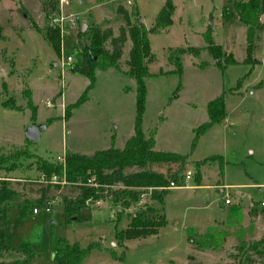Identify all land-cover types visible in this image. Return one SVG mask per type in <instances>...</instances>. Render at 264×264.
Segmentation results:
<instances>
[{"label":"rangeland","instance_id":"1","mask_svg":"<svg viewBox=\"0 0 264 264\" xmlns=\"http://www.w3.org/2000/svg\"><path fill=\"white\" fill-rule=\"evenodd\" d=\"M43 1L0 0V150L25 144L27 152L58 161L64 151L90 154L105 148L111 135L113 147L121 148L133 131L134 80L125 72L130 40L127 22L117 7L129 11L134 2L147 27L164 0H65L61 11L74 15L76 26L59 29V53L44 37L46 27L54 26L50 19L56 11L45 12ZM55 1L59 11V0ZM172 1L171 24L148 33L152 58L144 75L141 128L144 134L154 130V149L187 156L183 162L149 163L143 168L162 170L168 180L178 183H184L186 170L191 176L185 184H195L197 179L202 184L224 181L231 202L224 203L225 193L217 185L157 189L162 199L143 188L128 204L113 198L117 189L111 187L116 186L102 187L98 196L86 201L76 184L52 186L42 181L34 157L27 156L12 169L0 168V177L8 180L13 192L0 200V260L58 264L54 248L77 242L82 248L100 245L80 264H264V212L257 202L264 190V11L252 38L254 62L247 64L243 62L245 25L237 18L234 0ZM128 21L133 22L132 15ZM91 26L104 33L107 50L121 33L124 40L118 68H95L94 82L85 89L88 79L80 69L85 65ZM207 28L237 63L223 69L214 65L202 38ZM187 45L197 52L180 55L178 74L169 52ZM66 55L76 62L60 63ZM22 89L29 90L33 112ZM222 90L225 116L209 126L190 151L193 128L207 118L206 103ZM78 99L79 104L69 106ZM2 100L8 105H2ZM30 122L45 127L37 139L24 141L23 131ZM212 154L222 155V173L220 159L201 161ZM138 168L125 167L124 172ZM45 203L48 211L43 209ZM33 206L39 211L33 213ZM144 206L153 207L164 223L154 233L117 242L114 228L125 227L133 212ZM210 224L222 233L220 244L196 249L188 242L186 229L192 226L202 232ZM24 245L28 251L23 253ZM107 249L122 257L112 258Z\"/></svg>","mask_w":264,"mask_h":264},{"label":"trees","instance_id":"2","mask_svg":"<svg viewBox=\"0 0 264 264\" xmlns=\"http://www.w3.org/2000/svg\"><path fill=\"white\" fill-rule=\"evenodd\" d=\"M45 12L57 11V3L55 0H45L42 3ZM233 8L240 22L245 25L246 32V56L243 59L244 63L251 64L254 62L252 58V38L256 27L260 25V15L264 11V0H234ZM174 9L172 0H164L161 6L153 16V20L149 26H144L143 23L137 21V11L135 3L130 5L129 11H126L121 6L117 10L121 12L127 22V36L130 40V45L127 51L125 72L134 80V119L133 131L127 136L121 148L113 147V135L110 136L109 145L105 148L96 149L90 154L79 153L74 151H64L62 160L52 161L27 152L25 144L21 147L13 148L12 150H0V168L12 169L15 162L20 158L33 156L35 167L40 175L52 186H60L61 184H76L80 188V197L86 199L98 196L99 190L102 187H111L117 189L114 191V199L122 198L124 204H128L131 200H136L138 193L143 188H150L151 196L162 199L157 189L166 192L168 179L164 172L154 169L143 168L149 163H165L168 161L183 162L187 156L185 153H178L170 150H156L153 148L154 130H149L144 134L141 128L142 114L145 105L146 86L144 75L148 72V63L152 58L150 51L148 33H157L166 29L171 24V14ZM128 12V14H127ZM128 15L133 16V22L128 21ZM90 42L84 52L85 65L80 69L88 79L85 89L91 87L94 82V69H103L105 66L118 68V58L121 55V43L124 36L121 33L113 39V47L107 50L103 46L104 33L98 28L91 26L88 30ZM1 36V35H0ZM44 37L50 45L59 53L60 35L59 29L56 26H48L44 31ZM202 38L205 42V47L210 56L214 59V65L218 68H225L227 65L235 64L238 60L232 52L225 53L220 44L215 43L210 35L209 28L202 32ZM115 41V42H114ZM184 52L196 54L197 48L192 45L185 47L177 46L169 52L172 58L175 72L180 74L182 63L180 55ZM94 58L91 59V56ZM202 65V62L199 63ZM241 79V78H240ZM238 80V83L240 81ZM4 82H1L3 85ZM224 93L222 90L206 103L205 110L207 118L195 126L192 130L193 135L190 140L189 150L195 146L201 134L213 123L220 121L225 116ZM21 95L25 98V104L34 110L31 102V97L28 89H22ZM81 98V97H80ZM80 99L76 100L69 106H76ZM2 105H8L5 100H2ZM10 107L11 104L9 105ZM68 110L65 108L64 115L67 117ZM24 141H29L24 137ZM220 159L218 168L222 173L223 157L222 155H209L201 159L202 162L207 160ZM136 166L138 169L124 172L125 167ZM56 175L58 180L63 179L64 182L48 181L51 175ZM93 177L95 185L88 184L87 180ZM171 180V179H170ZM198 180V179H197ZM196 180V181H197ZM8 180L0 177V200L12 194V190L7 186ZM161 187V188H158ZM258 202V201H257ZM232 210L239 211V206H232ZM254 211L255 210H251ZM264 212V208H261ZM155 209L150 206H144L136 209L129 217L127 225L123 228H114V237L117 242L135 239V237L145 236L154 233L160 225L164 223V217L158 215ZM187 240L196 249H214L220 244L222 233L218 232L213 226H207L204 231L200 232L195 227L186 229ZM242 243L240 248H244ZM256 247V244H253ZM91 249H100L99 243L88 244L85 248L79 246L77 242L71 244H62L60 247H55L53 257L58 264H80L88 255ZM112 258L120 259L115 255L113 249H107ZM23 253L28 251L27 245L22 246ZM30 257V254L28 255ZM0 264H21L19 260L4 262L0 260Z\"/></svg>","mask_w":264,"mask_h":264},{"label":"built area","instance_id":"3","mask_svg":"<svg viewBox=\"0 0 264 264\" xmlns=\"http://www.w3.org/2000/svg\"><path fill=\"white\" fill-rule=\"evenodd\" d=\"M129 1V0H126V2ZM65 2V0H59V11L57 10L56 13L51 17L50 21H51V24L58 27V29H62L63 27H70V28H73L76 26V18L74 17V15L72 14H64L62 13L61 11V6H62V3ZM61 61L60 63L62 64H66V65H72L74 64L76 61H75V58L71 55H66V56H61ZM62 160V158H61ZM191 176V172L189 170H186L183 174V177H182V181L184 183H178L176 181H173L172 179L168 181V184L166 186H163V188H176V187H181V186H185V182L187 179H189ZM40 179L42 181H46L43 179V177L40 175ZM50 182H60V183H63L64 180L61 179V180H58V177L56 175H51L49 180ZM88 184H91V185H95L93 181V177L91 176L88 180H87ZM148 189H150L149 187H147ZM158 188H161V187H158ZM226 188V187H225ZM225 197H224V203H229L230 202V196L228 195V191H225ZM91 197H88L86 198L85 200L88 201ZM258 206H260L261 208H264V190L261 191V194H260V197L258 199ZM43 209L45 211H48L49 210V206H48V203H45L43 205ZM39 211V208L37 206H33L32 207V212L33 213H36Z\"/></svg>","mask_w":264,"mask_h":264},{"label":"water","instance_id":"4","mask_svg":"<svg viewBox=\"0 0 264 264\" xmlns=\"http://www.w3.org/2000/svg\"><path fill=\"white\" fill-rule=\"evenodd\" d=\"M137 21L140 22L141 21V17L137 16ZM210 22V21H209ZM85 27L84 24H82L81 29H83ZM94 58V55L91 56V59ZM45 127L44 124L41 123H34V122H30L28 123L23 131L24 137H26L28 140H34L37 139L39 136V132Z\"/></svg>","mask_w":264,"mask_h":264},{"label":"crops","instance_id":"5","mask_svg":"<svg viewBox=\"0 0 264 264\" xmlns=\"http://www.w3.org/2000/svg\"><path fill=\"white\" fill-rule=\"evenodd\" d=\"M155 144V143H154ZM156 171H160V172H164V171H162V170H156ZM202 185H209V186H213V187H215L216 185H217V188H218V190H220V191H223V192H225L224 191V188L226 187V186H229V184H227V183H225L224 181H223V183L222 184H215V183H211V184H202L200 181H196L195 182V184L193 183H186V185H185V187H189V188H198L199 186H202ZM225 185V186H224ZM226 188H228V187H226ZM170 189V188H169ZM13 193V192H12ZM230 196V195H229ZM230 202H231V197H230ZM229 202V203H230ZM229 203H226V204H229ZM242 209V208H241ZM206 226H212V224H210V225H206ZM206 226H204V227H206Z\"/></svg>","mask_w":264,"mask_h":264}]
</instances>
